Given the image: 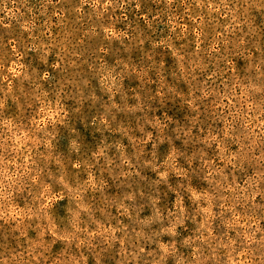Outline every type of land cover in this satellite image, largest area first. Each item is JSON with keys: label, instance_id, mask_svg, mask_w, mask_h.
Here are the masks:
<instances>
[{"label": "rangeland", "instance_id": "374dc122", "mask_svg": "<svg viewBox=\"0 0 264 264\" xmlns=\"http://www.w3.org/2000/svg\"><path fill=\"white\" fill-rule=\"evenodd\" d=\"M0 264H264V0H0Z\"/></svg>", "mask_w": 264, "mask_h": 264}]
</instances>
